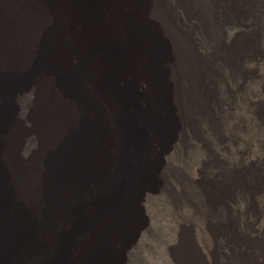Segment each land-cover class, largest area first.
Returning <instances> with one entry per match:
<instances>
[{
    "label": "bare ground",
    "instance_id": "6f19581e",
    "mask_svg": "<svg viewBox=\"0 0 264 264\" xmlns=\"http://www.w3.org/2000/svg\"><path fill=\"white\" fill-rule=\"evenodd\" d=\"M153 144L166 187L210 169L213 242L264 264V0H0V264H118ZM191 186L160 219L206 225Z\"/></svg>",
    "mask_w": 264,
    "mask_h": 264
},
{
    "label": "rangeland",
    "instance_id": "374dc122",
    "mask_svg": "<svg viewBox=\"0 0 264 264\" xmlns=\"http://www.w3.org/2000/svg\"><path fill=\"white\" fill-rule=\"evenodd\" d=\"M178 120L182 121L180 114H178ZM187 120L189 121L190 119L188 118ZM169 147L168 151L172 152V144ZM178 148L187 157L190 150L188 138L182 140ZM153 152L159 156V166L155 171L152 186H150L151 191H144L139 196V229L132 240L125 247H122L121 258L118 264H180L176 258V254L182 250V238L184 235H191L193 237L196 247L200 249V255L204 258L202 264H209L211 261L214 264H232L233 259L235 260L236 255L240 252V247H237L236 242L233 244L232 240L228 238L229 234L227 233L219 235L220 238H216L222 240L221 245H219L218 240L217 243H214V236L211 233L212 229H215L219 222L220 226L226 227V223L222 221L223 218H228L231 213H235L236 209L233 208L232 203L227 202L224 205V210L220 205L210 208L209 201L211 197L209 186L214 183L208 174L210 169H204L200 177H194L189 169L183 179V181H187L188 179L189 181L184 182L181 188L177 186L171 187L172 182H169V185L166 187L167 179L163 175V169L168 163V158H166V153H164V146L153 144ZM169 169L168 167L167 170ZM193 178L197 182L198 193L200 195V201L196 207L201 217L205 218L206 225L203 226L201 224L200 227H197L193 222L190 225H188V222L179 223L174 217L170 219L169 215L166 218L160 219L159 214L165 210L166 212L169 211L168 201L171 204L173 203L176 209L181 208L183 204L181 199L186 194L188 195L189 190L192 191V186L190 187V185ZM211 187L215 188L216 186ZM146 207L149 208L150 213L146 212ZM178 213L180 214L182 211ZM215 215L218 218H215ZM157 218L159 220H156ZM236 233H238V227Z\"/></svg>",
    "mask_w": 264,
    "mask_h": 264
}]
</instances>
